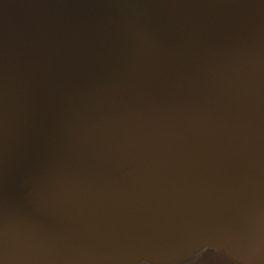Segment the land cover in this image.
<instances>
[{"label": "water", "instance_id": "water-1", "mask_svg": "<svg viewBox=\"0 0 264 264\" xmlns=\"http://www.w3.org/2000/svg\"><path fill=\"white\" fill-rule=\"evenodd\" d=\"M264 264V0H0V264Z\"/></svg>", "mask_w": 264, "mask_h": 264}, {"label": "flooded vegetation", "instance_id": "flooded-vegetation-1", "mask_svg": "<svg viewBox=\"0 0 264 264\" xmlns=\"http://www.w3.org/2000/svg\"><path fill=\"white\" fill-rule=\"evenodd\" d=\"M137 264H155L149 262H138ZM175 264H234L223 254L212 247H204L197 250L191 257Z\"/></svg>", "mask_w": 264, "mask_h": 264}]
</instances>
